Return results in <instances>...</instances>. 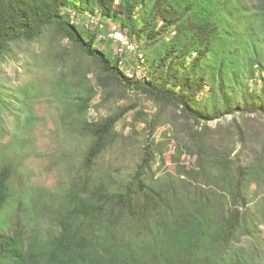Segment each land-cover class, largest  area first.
<instances>
[{
    "label": "trees",
    "instance_id": "obj_1",
    "mask_svg": "<svg viewBox=\"0 0 264 264\" xmlns=\"http://www.w3.org/2000/svg\"><path fill=\"white\" fill-rule=\"evenodd\" d=\"M74 12L119 24L105 23L139 45L145 76L95 48L100 29ZM44 39L63 135L50 164L65 165L66 181L55 204L30 193L0 233V264H264V0H0V59ZM130 112L146 133L136 166L117 172L105 157ZM167 123L170 172L153 139ZM15 176L0 162V210Z\"/></svg>",
    "mask_w": 264,
    "mask_h": 264
},
{
    "label": "rangeland",
    "instance_id": "obj_2",
    "mask_svg": "<svg viewBox=\"0 0 264 264\" xmlns=\"http://www.w3.org/2000/svg\"><path fill=\"white\" fill-rule=\"evenodd\" d=\"M93 18L103 19L100 16ZM84 19L88 18L81 16L79 21ZM72 22L78 24L76 20ZM115 24L116 27H120L116 22ZM79 25L82 26L81 23ZM78 29L84 31L81 27ZM121 36L115 34V37ZM94 46L103 49L108 56L116 58L108 44H100L96 40ZM52 53L50 41L44 39L40 42L13 45L10 52L0 59V96L2 95L3 99L0 101V162L11 164L16 172L10 197L0 210V233L5 232L3 229L13 223L12 216L16 212L21 215L27 213L26 206L29 204L30 193L45 190V196H50L48 203L55 204L60 190L64 189L63 184L67 175L65 165L59 168L50 164L60 148L63 136L59 124V106L46 100L45 85L54 76L56 67ZM143 55L140 49L136 55V66L139 59L144 63ZM134 76L138 78L145 76L143 65L141 71ZM24 84V90L19 88ZM123 104L124 101H121L116 105ZM139 104L148 116L156 111L155 106L147 101L142 100ZM114 106L112 104L101 108L99 116L106 115ZM13 111L15 113H11ZM31 115L40 118L34 127L26 124V116ZM88 116L91 118V107ZM226 121H230V117ZM117 130L123 134L121 147L107 154L105 159L118 168L117 172L125 173L133 169L139 161L141 141L144 139L146 127L142 122H135L130 112L118 125ZM174 134V127L167 123L159 127L153 136L154 141L165 148L164 170L169 172L174 169L170 163L171 149H174L175 145ZM185 161L189 162V157H185ZM31 199L33 202L37 201L40 207L45 206L44 199H34V196ZM262 236L264 238V235Z\"/></svg>",
    "mask_w": 264,
    "mask_h": 264
},
{
    "label": "built area",
    "instance_id": "obj_3",
    "mask_svg": "<svg viewBox=\"0 0 264 264\" xmlns=\"http://www.w3.org/2000/svg\"><path fill=\"white\" fill-rule=\"evenodd\" d=\"M77 23H81L85 28L95 29L98 27L100 32L97 36V39L100 43L108 44L109 49L112 50L115 57L118 59V62L121 65H124L127 69H137L136 68V51H134V41H132L129 37L127 38H119L115 37L114 34L109 32V27L101 23V21L96 22H88V20L77 21ZM138 70V69H137ZM151 112V110H146ZM99 115V111H96L94 108V112H91L92 119L96 120ZM173 150V148L171 149Z\"/></svg>",
    "mask_w": 264,
    "mask_h": 264
},
{
    "label": "bare ground",
    "instance_id": "obj_4",
    "mask_svg": "<svg viewBox=\"0 0 264 264\" xmlns=\"http://www.w3.org/2000/svg\"><path fill=\"white\" fill-rule=\"evenodd\" d=\"M72 20L74 21V20H76V21H79L80 20V17L82 16V15H80V14H77L76 12H74V13H72ZM88 22H96V21H100V19H98V20H96L95 18H93V17H89L88 19ZM101 23L102 24H104V25H106L105 23H108V24H113V22H110V20L108 19H102L101 20ZM115 23V22H114ZM109 32L111 33V34H120V35H122L121 36V38H127L123 33H121L115 26L114 27H111V28H109ZM139 45L137 44V43H135L134 42V51H136V55L139 53ZM142 65H143V63L141 64L140 63V60H139V62L137 61V66H136V68L138 69H127V68H125L124 67V65H121L119 62H118V66H119V68H120V70H122L126 75H128V76H133L136 72H139V71H141V69H142ZM96 102V100L95 101H93V103H95Z\"/></svg>",
    "mask_w": 264,
    "mask_h": 264
}]
</instances>
